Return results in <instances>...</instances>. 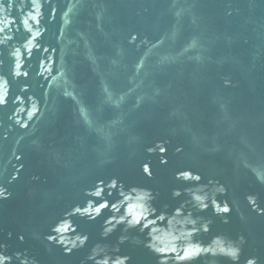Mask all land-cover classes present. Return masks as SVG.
<instances>
[{"label":"water","instance_id":"95a60500","mask_svg":"<svg viewBox=\"0 0 264 264\" xmlns=\"http://www.w3.org/2000/svg\"><path fill=\"white\" fill-rule=\"evenodd\" d=\"M0 264H264V0H0Z\"/></svg>","mask_w":264,"mask_h":264}]
</instances>
